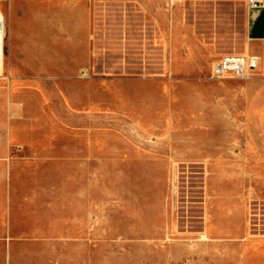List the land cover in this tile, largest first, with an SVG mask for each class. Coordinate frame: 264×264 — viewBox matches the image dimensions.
I'll return each mask as SVG.
<instances>
[{
	"label": "rangeland",
	"instance_id": "obj_1",
	"mask_svg": "<svg viewBox=\"0 0 264 264\" xmlns=\"http://www.w3.org/2000/svg\"><path fill=\"white\" fill-rule=\"evenodd\" d=\"M87 3L90 61L76 54L73 66L44 73L41 92L16 90L18 104L32 105L27 125L53 128L60 190L57 240L23 245L18 264H264V159L251 155L256 176L240 180L242 149L232 147L245 135L215 132L228 126L227 97L205 86L217 80L213 63L245 43L242 7L233 21L191 2ZM49 39L59 50L85 40ZM5 89L0 82L4 126L15 113Z\"/></svg>",
	"mask_w": 264,
	"mask_h": 264
},
{
	"label": "crops",
	"instance_id": "obj_2",
	"mask_svg": "<svg viewBox=\"0 0 264 264\" xmlns=\"http://www.w3.org/2000/svg\"><path fill=\"white\" fill-rule=\"evenodd\" d=\"M87 1L91 0H0L4 16L0 82L6 87L5 98L9 101L10 110L15 112L6 114L8 123L5 126L0 124V247L5 249L3 252L0 248V256L4 253V264H18L21 247L29 245L30 241L44 237L48 241L53 236L57 240L58 237L59 158L54 143L48 142L54 131L53 128L39 126L37 122L34 126L27 125L28 118L34 116L29 113L32 105L28 97L23 98V104H18L16 90L32 87L31 93L41 92L37 87L43 85L44 73L49 74L63 64L73 66L80 58L87 63L90 61L87 54L91 52L88 47L93 19ZM155 1L158 4L168 2L145 0L148 6ZM172 1L213 6L217 10L222 8L227 12L223 14L233 21L234 10L242 7L243 17L238 20L243 24L246 40L234 53L257 57L258 67L244 80L236 76L222 77L208 81L205 86L213 93L227 97L223 115L228 126L215 132L245 135L243 146L233 142L232 148L242 149L241 154L234 153L243 165L237 172L240 180L248 183L256 176L247 168L250 156L257 154L259 164L264 159V7L250 8L248 0ZM46 2L55 5L52 14L44 13ZM176 22L175 17L169 20L171 26ZM52 31L58 37L66 36L71 43L77 34H82L85 39L82 50H75L73 44L65 50L52 48L49 39ZM184 38L188 39L189 35ZM186 43L184 40L185 46ZM76 54L81 56L76 59ZM21 137L23 141L19 140ZM26 150L31 154L21 156ZM252 151L257 153L252 154ZM260 174L257 173L258 181L262 182ZM223 176L216 168L213 183L216 182L217 190L221 192L224 191L220 183Z\"/></svg>",
	"mask_w": 264,
	"mask_h": 264
},
{
	"label": "built area",
	"instance_id": "obj_3",
	"mask_svg": "<svg viewBox=\"0 0 264 264\" xmlns=\"http://www.w3.org/2000/svg\"><path fill=\"white\" fill-rule=\"evenodd\" d=\"M250 8L264 7V0H248ZM258 67L255 56L228 54L213 63L211 67L212 78L221 79L226 73H233L236 77L247 78L251 71Z\"/></svg>",
	"mask_w": 264,
	"mask_h": 264
},
{
	"label": "bare ground",
	"instance_id": "obj_4",
	"mask_svg": "<svg viewBox=\"0 0 264 264\" xmlns=\"http://www.w3.org/2000/svg\"><path fill=\"white\" fill-rule=\"evenodd\" d=\"M3 38H4V16L0 10V61L3 54Z\"/></svg>",
	"mask_w": 264,
	"mask_h": 264
}]
</instances>
